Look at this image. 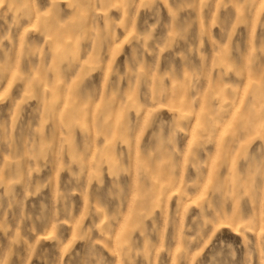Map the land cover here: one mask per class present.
<instances>
[{"label": "rangeland", "instance_id": "1", "mask_svg": "<svg viewBox=\"0 0 264 264\" xmlns=\"http://www.w3.org/2000/svg\"><path fill=\"white\" fill-rule=\"evenodd\" d=\"M0 264H264V0H0Z\"/></svg>", "mask_w": 264, "mask_h": 264}]
</instances>
